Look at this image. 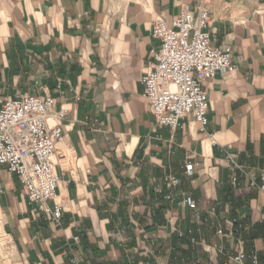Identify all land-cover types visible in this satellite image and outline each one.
I'll return each mask as SVG.
<instances>
[{"label":"crops","instance_id":"obj_1","mask_svg":"<svg viewBox=\"0 0 264 264\" xmlns=\"http://www.w3.org/2000/svg\"><path fill=\"white\" fill-rule=\"evenodd\" d=\"M200 10L237 70L203 83L205 132L173 131L144 97L153 27ZM23 95L55 101L63 219L0 165V264H264V0H0V107Z\"/></svg>","mask_w":264,"mask_h":264},{"label":"built area","instance_id":"obj_2","mask_svg":"<svg viewBox=\"0 0 264 264\" xmlns=\"http://www.w3.org/2000/svg\"><path fill=\"white\" fill-rule=\"evenodd\" d=\"M210 24L209 13L200 10L196 15L185 12L171 23L158 20L153 27V38L159 46L151 51L152 69L142 83L150 112L161 127L177 131L184 120L192 116L205 132L209 125L210 103L203 83L218 74L237 70L232 47L211 46L207 31ZM54 105L51 97L23 95L7 100L0 107V165L17 175L29 202L35 204L48 221L59 226L63 219L62 208L59 205L50 207V202L57 198L56 157L63 140L62 125L50 127L48 124ZM65 113H59L60 120ZM229 158L234 169H240L233 157ZM186 173L193 174L191 165L186 167ZM179 183L177 178L170 177L169 190ZM233 183H237L236 175ZM261 189L264 191V184ZM184 202L191 209L196 208L192 197L185 196ZM235 232L240 234V228ZM8 244L0 235V247ZM247 258L245 253H239L231 258V263L245 264ZM252 260L257 264L255 255Z\"/></svg>","mask_w":264,"mask_h":264}]
</instances>
